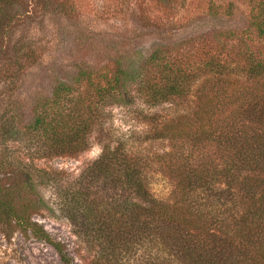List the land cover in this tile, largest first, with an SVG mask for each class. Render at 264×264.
<instances>
[{
	"label": "trees",
	"instance_id": "1",
	"mask_svg": "<svg viewBox=\"0 0 264 264\" xmlns=\"http://www.w3.org/2000/svg\"><path fill=\"white\" fill-rule=\"evenodd\" d=\"M154 1L174 8L175 0ZM35 3L67 13L50 0ZM246 3L249 24L237 42L205 45L203 33L195 53L154 41L144 54H118L103 72L77 65L73 82L85 86L56 81L26 119L7 95L12 111L0 115V143L21 142L25 157L0 151V224L29 231L69 264L61 243L31 218L46 207L38 184L60 172L34 162L75 156L96 132L101 153L60 205L94 254L89 264H264V0ZM31 14L27 0H0V58L16 50L10 31ZM8 76L0 62V83ZM136 98L165 107L146 117L142 140L115 136L106 107ZM157 140L169 150L149 155L138 146ZM153 164L169 177L171 200L152 195Z\"/></svg>",
	"mask_w": 264,
	"mask_h": 264
},
{
	"label": "rangeland",
	"instance_id": "2",
	"mask_svg": "<svg viewBox=\"0 0 264 264\" xmlns=\"http://www.w3.org/2000/svg\"><path fill=\"white\" fill-rule=\"evenodd\" d=\"M27 3L32 8L31 16L10 31V46L16 50L0 58L9 74L0 83V115L12 111L6 104L7 95H11L9 100L22 104L24 118H29L30 105L39 96H47L56 81L67 80L73 87H84V82H73L77 65L103 72L112 67L111 59L118 54H144L154 41L181 43L178 53H195L203 44L201 34L207 33L205 45L234 43L249 24L246 0H175L173 9L154 0H50L51 7L59 6L67 12L64 16L42 9L35 0ZM63 23L66 32L62 34ZM73 30L80 32L81 39L73 40ZM164 107L148 106L139 98L129 105L110 104L106 107L107 126L115 136L142 140L150 125L146 117L161 113ZM100 137V133H91L86 149L75 156L34 162L38 168L60 172L53 180L38 184L46 207L31 218L61 243L69 264H89L94 254L61 212V197L63 190L74 187L82 170L101 153L104 140ZM138 146L154 155L169 150L171 144L157 140ZM0 151L8 157H22L25 153L22 143L14 141L0 143ZM150 175L152 195L171 200V181L158 164H153ZM0 264L64 263L51 244L29 231L10 230L0 224Z\"/></svg>",
	"mask_w": 264,
	"mask_h": 264
}]
</instances>
